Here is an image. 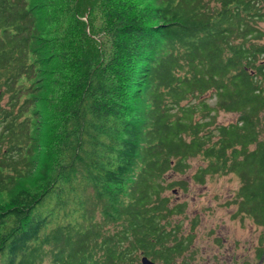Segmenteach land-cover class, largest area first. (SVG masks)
I'll use <instances>...</instances> for the list:
<instances>
[{
	"label": "trees",
	"instance_id": "1",
	"mask_svg": "<svg viewBox=\"0 0 264 264\" xmlns=\"http://www.w3.org/2000/svg\"><path fill=\"white\" fill-rule=\"evenodd\" d=\"M91 1L0 0V264H175L196 157L264 225V0Z\"/></svg>",
	"mask_w": 264,
	"mask_h": 264
},
{
	"label": "rangeland",
	"instance_id": "2",
	"mask_svg": "<svg viewBox=\"0 0 264 264\" xmlns=\"http://www.w3.org/2000/svg\"><path fill=\"white\" fill-rule=\"evenodd\" d=\"M36 1V0H34ZM145 4L148 0H138ZM92 9L97 10L98 2H90ZM59 16V12L55 9ZM101 20V17H98ZM264 29V22L261 23ZM51 28V26H50ZM56 28H52L55 31ZM52 33V32H51ZM264 43V39L262 40ZM43 94L47 93V83L41 79ZM39 99L41 113L46 112ZM215 100H210L214 103ZM35 111H38L35 108ZM237 114L220 111L218 121L233 122ZM190 167L185 174H168V182L183 179L186 189L180 185L165 191L171 199V205L184 203V213L173 216V221L181 224L180 235H194L183 255L176 257L175 264H264V225L255 222L247 213L238 210L241 200L238 190L240 178L233 172L208 175L204 183L193 178L201 165L200 157L189 160ZM36 176L23 181L33 187ZM9 196L0 193V203H5ZM194 226V229H193ZM157 264H164L155 261Z\"/></svg>",
	"mask_w": 264,
	"mask_h": 264
},
{
	"label": "water",
	"instance_id": "3",
	"mask_svg": "<svg viewBox=\"0 0 264 264\" xmlns=\"http://www.w3.org/2000/svg\"><path fill=\"white\" fill-rule=\"evenodd\" d=\"M141 264H157V262H155L154 260H152L148 256H143L141 258Z\"/></svg>",
	"mask_w": 264,
	"mask_h": 264
},
{
	"label": "flooded vegetation",
	"instance_id": "4",
	"mask_svg": "<svg viewBox=\"0 0 264 264\" xmlns=\"http://www.w3.org/2000/svg\"><path fill=\"white\" fill-rule=\"evenodd\" d=\"M238 210H240L241 212H244V213H247V211H246V208L245 207H247V206H242V204H241V200L239 201V203H238ZM242 209V210H241ZM248 214V213H247ZM249 215V214H248Z\"/></svg>",
	"mask_w": 264,
	"mask_h": 264
}]
</instances>
